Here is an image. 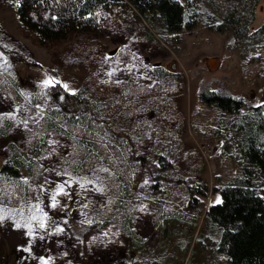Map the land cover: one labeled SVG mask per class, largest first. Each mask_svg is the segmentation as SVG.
<instances>
[{"label":"rangeland","instance_id":"rangeland-1","mask_svg":"<svg viewBox=\"0 0 264 264\" xmlns=\"http://www.w3.org/2000/svg\"><path fill=\"white\" fill-rule=\"evenodd\" d=\"M182 1L179 32L121 7L42 45L0 0V167L25 159L0 174V264H229L207 210L245 177L238 118L200 93L264 101V0Z\"/></svg>","mask_w":264,"mask_h":264},{"label":"trees","instance_id":"trees-1","mask_svg":"<svg viewBox=\"0 0 264 264\" xmlns=\"http://www.w3.org/2000/svg\"><path fill=\"white\" fill-rule=\"evenodd\" d=\"M255 5L258 0H250ZM18 22L36 35L42 45L59 43L75 33L98 30L105 22L103 13L114 8L128 9L141 16L157 31L179 32L187 25V5L182 0H15ZM231 17V18H230ZM228 17L236 35L242 34L240 22ZM225 21H227L225 19ZM187 23V24H186ZM225 24V23H224ZM218 31L223 30L219 25ZM264 31V24L259 29ZM203 101L215 104L237 116L234 123L238 151L244 160L245 177L235 184L214 188L221 202L210 204L207 214L221 229L219 252L229 264H264V101L245 110L242 99L220 92L203 90ZM21 155L15 154L1 164L0 174L18 179L23 168ZM30 165V164H29ZM199 188L201 186H198ZM207 194V186L202 187ZM196 199L189 206L195 207ZM98 226V225H97ZM105 226L102 222L99 228ZM96 224L74 236L79 253L86 257L87 240Z\"/></svg>","mask_w":264,"mask_h":264},{"label":"water","instance_id":"water-1","mask_svg":"<svg viewBox=\"0 0 264 264\" xmlns=\"http://www.w3.org/2000/svg\"><path fill=\"white\" fill-rule=\"evenodd\" d=\"M115 53H116V50H112V51L109 52V55H113Z\"/></svg>","mask_w":264,"mask_h":264}]
</instances>
